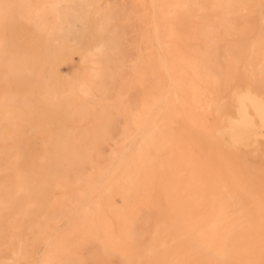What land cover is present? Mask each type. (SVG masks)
Returning <instances> with one entry per match:
<instances>
[{"label":"bare ground","instance_id":"bare-ground-1","mask_svg":"<svg viewBox=\"0 0 264 264\" xmlns=\"http://www.w3.org/2000/svg\"><path fill=\"white\" fill-rule=\"evenodd\" d=\"M62 1H73L71 4L73 10L74 3L82 0H42L40 7L34 10L33 18L38 29L44 31L46 45L49 43L54 45L69 36L76 39L70 29L60 33V23L71 22L67 18L69 14L61 10ZM134 1L136 17L144 19L143 9L146 0ZM12 3L13 0H0V29L3 26L7 27L14 16L8 13ZM259 4L258 0H155L160 25L158 36L163 43V49L162 52L155 51L152 37L146 33L142 34V40L146 44L144 52L147 71L137 64V58L136 65L135 60H132L134 81L140 88V104L135 109L129 104L125 105V115L128 119L123 122L118 137L112 141L103 155V159L116 158L117 166L114 164L116 167L110 173L112 178L99 184L100 193L97 196L77 206L72 197L74 189L71 184L73 183L76 188L78 198L82 197L87 189L90 190L88 187L92 185L94 170L99 169L101 165H90L85 173L77 174L73 181L64 176L70 168L77 165V162L73 161L78 153L76 150H80V147L76 148L72 143L71 147L63 144V151L66 152L65 157L58 163L60 167L58 175L48 174L44 179L30 180L27 173L17 171L13 184H7L3 188L0 185V217L1 214L9 212L8 195L11 194L28 197L24 208L31 207V211L36 212V216H42L44 220L43 225L38 228L37 222L28 224L26 227L29 233L17 237L16 251L9 257H3L0 264H7V259L13 264H28L31 252L23 247L26 243L34 245L39 242L41 250L36 252L40 257L38 264H60L62 257H66L67 264L69 262L67 250L76 242L85 239L97 240L104 258L118 257L119 264H263L264 166L253 175H248V172L234 173L228 166V179L218 184L217 191L212 190L209 205L203 203L201 193L206 188V183L200 171L206 164H214L218 160L209 152L201 156L196 154L200 142L207 144L213 142V131L208 123L204 125L190 114V101L199 108L200 100H204L202 98L204 83L214 85L221 81L222 90L218 98L208 99L219 102L215 106L207 104V109L209 112L218 111L228 103V100L233 101L235 115H229L226 119L227 125L218 128L216 132L223 147H240L239 155L264 157V139L256 137L264 134V46L260 44L261 39L264 40V33L260 35L249 28V17ZM89 7L90 12L98 13L91 5ZM235 8L242 11L240 16L234 13ZM75 10L74 20L85 22L90 17V12L83 16L78 14L77 9ZM184 12L187 13L192 27L188 39L193 43L201 42V48H190L187 45V49L182 51L177 45L182 36L178 17ZM238 17L240 21L236 20ZM28 18L30 19L27 15H19V19ZM103 21L109 23L110 19L106 17ZM240 25L244 27V31L247 30V41L249 40L242 53L250 61L257 60L254 65L250 61L242 65L246 72L245 86L233 85L234 75L229 68L221 78L211 73L209 69L211 57L216 54L226 55L229 52L224 45H218L219 40L237 36L239 34L237 27ZM215 27L222 28V33L218 35ZM92 35L98 38L99 32L94 31ZM29 37L36 39L37 43L40 41L35 34L22 32V40ZM6 46L5 40L0 38V63L7 67L14 64L19 57L9 56ZM44 47L45 54H49L47 46ZM73 51L80 52L81 58L89 63L90 80L78 82L80 97L87 100L95 92L101 91L100 84L95 87L93 83L99 79L103 70V58L113 50L100 41L95 49L81 52L80 48L74 47ZM33 61V53H26L23 56L22 67L12 80L15 88L22 77L32 75ZM165 66L168 71V75L165 73L167 84L163 83L161 77L162 67ZM52 75L56 80L57 71ZM21 89L25 90L23 87ZM34 90L35 88H30L28 92ZM53 98L55 93L43 91L42 100ZM0 100L5 99L1 97ZM27 100L24 97L21 101L22 111L35 110ZM16 108H19V105L14 101L1 104L0 121L14 123L17 118ZM66 116H60L55 120L62 123ZM145 122H148L149 127L139 135L140 131L138 133L136 130ZM183 128H191L195 134L200 130L206 133L205 136L197 134L187 136ZM34 130L31 126L30 132ZM136 132L138 135H135ZM2 139H7V136ZM129 141H131L129 154L125 159L123 157L121 159L119 157L121 153L118 152L122 145H126L127 148L129 144L126 143ZM86 144L87 142L80 143L82 146ZM119 144L122 145L119 147ZM121 152L125 154L123 148ZM101 155L94 150L93 145L88 148L87 157ZM87 157L83 159L86 163ZM243 163L248 164L244 160ZM8 167L7 164L3 165V168ZM98 180L94 179V184ZM161 180L164 183L162 186L164 202L157 201V190ZM45 185L58 187L60 201L64 202L63 206L68 209L67 213L74 214V219L76 218L67 219L64 226L58 225L53 232V226L59 224L55 209L43 210L37 200L43 194ZM196 191H199V195ZM114 197L119 198L120 204L114 202ZM156 204H158L156 211L162 218L152 225L149 238L146 244L142 245L143 235L147 232L149 224L148 212H152ZM214 207L216 211H213ZM199 208L201 209L198 212L199 216L194 219V210ZM22 212L23 216L19 219L9 214L3 224V230L6 229L8 233L16 230L19 222L28 214L27 209H23ZM134 214L138 216L137 220L140 223L135 232L130 229V217ZM141 214L143 216L139 217ZM64 219L66 220V217ZM87 223L90 228L87 227ZM34 228L37 229L32 233ZM137 246L142 250L135 251L134 259L132 258L134 251L131 252L132 248Z\"/></svg>","mask_w":264,"mask_h":264},{"label":"rangeland","instance_id":"rangeland-1","mask_svg":"<svg viewBox=\"0 0 264 264\" xmlns=\"http://www.w3.org/2000/svg\"><path fill=\"white\" fill-rule=\"evenodd\" d=\"M41 1L13 0L8 13L14 16L10 19L11 21L7 27L3 26L0 29V38L5 40L8 55L19 57L14 64L8 65L7 67L0 63V99L1 97L5 99L0 100V105L11 101L19 105V108L15 110L17 118L14 123L0 121V185L3 188L7 184H13L17 171L27 173L30 180H41L48 174L52 175L56 173L58 175L60 172L58 163L65 157L64 152H66L63 151V144L66 143L65 145L68 147L74 144L76 148L80 147V150H76L78 153L73 161L74 163L77 162V165L75 168H70L64 176H67L73 181L77 174L85 173L90 165H101L99 169L97 168L93 172V182L88 187L92 192L87 189L88 192L86 191L82 195L83 199L82 197L78 198L76 188H74L73 183L71 184L72 189H74V192H72L73 200L77 203V206H80L100 193L99 187L104 180L112 178L110 173L117 166L116 158L103 159V155L106 153L112 141L118 137L123 122L128 119L125 115V105L129 104L131 108L135 109L140 104V88L136 86V82L134 81L135 75L132 70V60H135L136 65L137 58V64H140L144 68V71H147L144 52L146 51V44L142 40V34H149L152 37L151 41L155 51L162 52L163 43L158 36V29L160 27L158 13L156 11L158 8L155 7V0H146L143 9L144 19L140 20L136 17V3L134 0H82L74 3L73 10L71 5L73 1H62L60 3L61 10L63 13L69 14L67 18L71 22L70 24L61 22L60 33H64L70 29L76 39L74 40L72 36H69L66 40L54 45H51V43L46 45L45 42L47 40L44 31L38 29L36 20L33 18L34 10L40 7ZM258 1L260 4L249 17V28L263 35L264 0ZM151 4L152 6H150ZM90 5L93 9L98 10V13L94 14L92 11L90 12ZM75 9H77L78 14L83 16L88 15L90 12V17L85 22L74 20L76 14ZM234 10L236 16L242 14V11H238L237 8ZM20 14L27 15L30 19H19ZM207 14H209V10ZM106 17L110 19L109 23H104L103 19ZM178 18L182 32V36L177 41L179 49L183 51L187 49V45L190 48H201V42L196 41L193 43L188 39L192 27L189 23L190 19L187 13H181ZM238 18L236 20L240 21V17ZM215 29L218 35L222 33V28L215 27ZM237 29L239 30L237 36L232 38L224 37L219 40L218 45H224L229 49V52L226 55L216 54V56L211 57L209 59V69L211 73L221 78L228 72L227 68H229L234 75L235 83L233 85L240 84L245 86L247 83L245 81L246 72L242 65L250 60L242 52L246 49L249 40L247 41L248 34L247 30L244 31V27L240 25ZM154 30L156 31V35L154 34ZM23 31H28L32 35L35 34L40 41L37 43V40L33 37L22 40L21 36ZM94 31L99 32L98 38L93 37L92 34ZM100 41L105 43L106 46H110L113 50L103 58V70L99 79L93 83L95 87L100 84L102 89L99 92H95L87 100H82L78 91V82L80 80H90L89 63L81 58L80 52L73 50L74 47L80 48L81 52L88 49H95ZM154 41L158 43L155 44ZM260 44L264 46V40L261 39ZM154 45H158V47L155 48ZM44 46H47V49H49V54L47 55L45 54L46 50ZM26 53H33L34 72L30 77H22L15 88L12 85V80L16 78L19 69H21L22 58ZM256 61L253 59L250 62L254 65ZM165 70L167 71L166 66L165 68L162 67L161 77L163 83L167 84L168 79L165 76L168 75V71L166 72ZM54 71H57L56 80L52 75ZM22 87L25 90L21 89ZM30 88H35V93L34 91L29 93L28 90ZM44 90L55 93V98L52 100H42ZM221 90V81L214 85L204 83L202 87V98L204 100H200V107L196 108V104L190 101V114L192 117L199 119L204 125L208 123L212 128V137L214 138L211 144L200 142L197 146L196 154L201 156L209 152L214 158L217 157L218 160L217 163L206 164L200 171L206 183V188L201 193L203 195V203L206 205L210 203L212 190L215 189L217 191L216 187L218 184L228 179V166L234 173L246 174L248 172V175H253L257 170L261 169V166H264V157L239 155L240 147H223L216 132L218 128L227 125L226 119L229 115H235L232 107L234 106L233 101L228 100V103L218 111L209 112L207 109V104L211 103L212 106L218 104L219 100L208 99H217ZM24 97L28 99V103L35 110L31 112L22 111L21 101H23ZM60 116H66V119L62 123H57L55 119H59ZM31 126L35 130L30 132ZM148 127V122H145L139 128L140 130L137 129L136 131L138 133L140 131V135L141 131L146 130ZM213 128L217 130L214 131ZM182 130L187 136H194L196 134L198 136H205L206 133V131L200 130L195 134L191 128H183ZM137 132L135 135H138ZM5 136H7V139L3 140L2 137ZM256 137L264 139V134L256 135ZM86 142L87 144L85 146L80 145V143L83 144ZM126 144H129L127 148H125L126 145L119 144V147L122 145L118 152V154L121 153L119 155L121 159L122 157L125 159L129 154L131 141ZM92 145L94 150L102 154L101 156L87 157L88 148ZM122 148L125 154L121 152ZM86 157L88 158L87 163L83 160ZM243 160L248 164H244ZM6 164L9 167L3 168V165ZM105 167L109 169L106 170ZM104 172H106V175ZM95 174H98L97 177ZM94 179H99L95 181L96 186ZM163 185L164 183L161 180L157 190L158 202L165 201L162 193ZM196 192L199 195V191ZM8 196L10 200L9 212L1 214L0 217V263H2L3 257H9L13 251H16L18 245L17 237L21 235L23 237L29 233V229L26 227L28 224L37 222L38 228L43 225L44 220L42 216H36V212L31 211V207L27 206L24 208L26 202L29 200L28 197L13 196L11 194ZM37 200L40 208L43 210L48 208L55 209V215L58 219L57 223L59 224L53 226L52 232L58 225L61 226L63 224L62 226H64L69 218L74 219L75 217L74 214L70 215V213H67L68 209H65L63 206L64 202L60 201L59 189L56 186L45 185L43 194ZM113 200L116 204H120L118 197H114ZM157 208L158 204L154 206L152 212H148L149 224L147 225V232L143 235L142 245L146 244L152 225L162 218L161 214L157 213ZM23 209H27L28 214L19 222L16 230L10 233L6 229L3 230V224L7 216L12 214L15 215L16 219L22 218ZM199 210L201 209L194 210V219L198 218ZM204 210L208 211L205 208ZM213 211H216V207L213 208ZM135 215L130 217V229L134 232L140 227V223L137 220L138 216ZM141 216L143 215L141 214L139 217ZM65 217L66 220L64 219ZM205 218L207 219L206 216ZM87 227L90 228L88 223ZM37 228H34L32 233ZM134 236L136 238V235ZM25 246L23 249L31 252V259L28 261V264H38L40 257L36 252L38 253L41 250L40 242L34 245L26 243ZM132 249L131 253L134 251L132 258L135 259L136 252H140L142 249L139 246ZM66 253L69 259L67 264H119L118 257L111 259L104 258L97 240L85 239L84 241L76 242ZM66 260V257H62L60 264H66ZM7 262V264H13L9 259H7Z\"/></svg>","mask_w":264,"mask_h":264}]
</instances>
